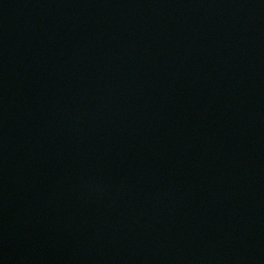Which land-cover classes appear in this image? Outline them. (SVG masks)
I'll return each mask as SVG.
<instances>
[{"label":"water","instance_id":"water-1","mask_svg":"<svg viewBox=\"0 0 264 264\" xmlns=\"http://www.w3.org/2000/svg\"><path fill=\"white\" fill-rule=\"evenodd\" d=\"M0 264H264V0H0Z\"/></svg>","mask_w":264,"mask_h":264}]
</instances>
